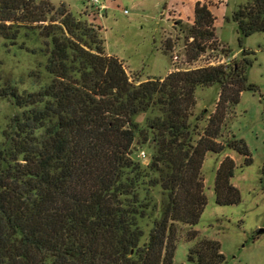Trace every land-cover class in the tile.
Listing matches in <instances>:
<instances>
[{"label": "trees", "instance_id": "16d2710c", "mask_svg": "<svg viewBox=\"0 0 264 264\" xmlns=\"http://www.w3.org/2000/svg\"><path fill=\"white\" fill-rule=\"evenodd\" d=\"M231 18L242 45L264 32V0H244ZM214 22L209 5L197 1L185 30L189 61L213 42ZM22 29L45 38L50 79L20 90L0 72V100L20 109L0 147V264H183L174 261L177 225L196 224L207 203L205 153L228 147L252 162L245 141L230 130L241 92L255 90L246 72L250 51L243 48L231 65L176 67L135 82L106 52L101 25L65 2L0 0V37L14 41ZM213 84L214 110L195 114L196 88ZM145 143L151 155L143 166L132 153ZM234 169L229 156L216 169L218 204L241 199ZM143 218L151 221L145 241ZM187 258L216 264L224 254L218 240L202 238Z\"/></svg>", "mask_w": 264, "mask_h": 264}, {"label": "rangeland", "instance_id": "374dc122", "mask_svg": "<svg viewBox=\"0 0 264 264\" xmlns=\"http://www.w3.org/2000/svg\"><path fill=\"white\" fill-rule=\"evenodd\" d=\"M49 1L55 6L65 2L76 15L101 25L106 52L123 63L130 79L135 82L148 77H163L176 67L190 69L224 61L231 65L241 58L243 48L250 51L246 56L252 59V63L246 72L255 90L241 92L230 130L245 141L252 162L246 164L242 154L228 147L218 153H205L201 173L207 203L196 224L177 225L180 236L174 261L196 264L187 258L189 248L197 240L211 238L219 241L224 254V259L216 264H264V32L245 37L240 45L231 14L244 0H100L104 7L97 14L88 0ZM197 1L207 3L215 16L214 38L211 44L207 43L204 52L189 61L185 30L193 22ZM46 47L45 38L36 31L26 33L22 29L14 41L0 37L3 79L16 84L20 90L32 91L45 84L50 79L45 71ZM223 48L226 52L221 53ZM218 93V84L197 87L194 113L204 109L208 114L212 112ZM19 111L9 100H0V147L4 141L3 132L11 117ZM146 115H138L141 125ZM198 124L202 127L205 121L199 120ZM141 151L145 153L144 157ZM150 155L148 143L137 145L132 153L143 166L148 163ZM225 156L235 162L231 182L241 197L235 204H218L215 200L216 169ZM151 192L159 197L157 187ZM140 224L144 230L142 241H145L151 221L143 218ZM191 229L197 231L194 238H188ZM260 229L263 231L259 232Z\"/></svg>", "mask_w": 264, "mask_h": 264}, {"label": "built area", "instance_id": "2783aa9c", "mask_svg": "<svg viewBox=\"0 0 264 264\" xmlns=\"http://www.w3.org/2000/svg\"><path fill=\"white\" fill-rule=\"evenodd\" d=\"M91 4V6H93L95 9H102L104 7V5L101 3L100 0H88ZM220 63H223V64H226L228 62H220ZM141 156L144 157L145 156V153L143 151H141Z\"/></svg>", "mask_w": 264, "mask_h": 264}, {"label": "water", "instance_id": "95a60500", "mask_svg": "<svg viewBox=\"0 0 264 264\" xmlns=\"http://www.w3.org/2000/svg\"><path fill=\"white\" fill-rule=\"evenodd\" d=\"M259 232H262L263 230L262 229H260V230H258Z\"/></svg>", "mask_w": 264, "mask_h": 264}]
</instances>
